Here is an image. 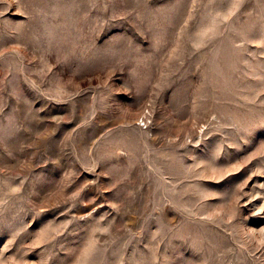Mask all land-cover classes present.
Listing matches in <instances>:
<instances>
[{"label":"rangeland","instance_id":"1","mask_svg":"<svg viewBox=\"0 0 264 264\" xmlns=\"http://www.w3.org/2000/svg\"><path fill=\"white\" fill-rule=\"evenodd\" d=\"M0 264H264V0H0Z\"/></svg>","mask_w":264,"mask_h":264}]
</instances>
